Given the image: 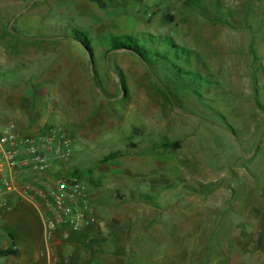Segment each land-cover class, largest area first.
I'll return each instance as SVG.
<instances>
[{"label":"rangeland","instance_id":"rangeland-1","mask_svg":"<svg viewBox=\"0 0 264 264\" xmlns=\"http://www.w3.org/2000/svg\"><path fill=\"white\" fill-rule=\"evenodd\" d=\"M104 2L0 0V128L68 132L98 217L159 219L162 263L264 264V0H186L157 31ZM123 35L141 56L107 52ZM17 208L0 232L33 240Z\"/></svg>","mask_w":264,"mask_h":264},{"label":"crops","instance_id":"crops-1","mask_svg":"<svg viewBox=\"0 0 264 264\" xmlns=\"http://www.w3.org/2000/svg\"><path fill=\"white\" fill-rule=\"evenodd\" d=\"M103 1L106 4L109 2L115 3L120 8L118 11L126 10V13L123 14L125 16L124 20H120V23L126 22V16L130 15L135 18L137 27H140L142 30L152 29L155 31L160 30L157 28L167 19L172 21L168 22L166 27H171V23L174 22L175 12L186 4V0ZM0 197L6 202L5 206L0 204V221L8 222L22 216L17 206L24 205L25 203L31 205L36 210L30 200L15 192H5ZM133 205H135L138 211L144 208H147L149 211L154 209L148 206L145 207L141 203ZM15 209L18 210L16 216L12 213ZM97 212V208L93 205L90 223L80 231H69L66 228H58L55 231L54 246L58 257L56 264H142L137 259L141 253L145 257L156 253L155 239L157 237L162 239L159 233V219L155 222L151 217H145L141 213L142 216L133 219L134 222L131 225L124 222V218L119 217L117 213H111L110 217L101 220ZM39 228L37 236L33 240L31 236L27 238L22 236L16 240L12 234L0 232V239L6 248L11 243L17 246L16 253L3 254L0 257V264H46L45 259L39 257V251L43 247L44 241L41 219ZM236 229L239 235L245 236L252 231L253 224L247 221L240 222ZM100 240L105 245L102 249L98 247L99 244H96ZM254 251L257 253V249H254ZM255 253H253L251 247L244 248L242 253H239L237 257H249ZM162 260H164V257ZM152 262V264H157L158 262L164 264L161 262L160 257H155V255ZM179 264L182 263L179 262ZM234 264H246V262L234 260Z\"/></svg>","mask_w":264,"mask_h":264},{"label":"built area","instance_id":"built-area-1","mask_svg":"<svg viewBox=\"0 0 264 264\" xmlns=\"http://www.w3.org/2000/svg\"><path fill=\"white\" fill-rule=\"evenodd\" d=\"M74 141L57 126L20 133L12 125L0 128V196L15 192L34 205L43 226L44 241L39 257L46 264L58 261L55 231H80L90 223L93 212L87 177L73 164ZM0 204L6 202L0 197ZM17 250L11 243L2 250Z\"/></svg>","mask_w":264,"mask_h":264},{"label":"trees","instance_id":"trees-1","mask_svg":"<svg viewBox=\"0 0 264 264\" xmlns=\"http://www.w3.org/2000/svg\"><path fill=\"white\" fill-rule=\"evenodd\" d=\"M141 39L142 38H139L138 36H135V38H133V36H131V35H123L122 38L120 39L121 41L119 43L113 42L111 44V46L108 47L107 52L117 51V50H124L126 52H130V53H133V54H136V55L139 54L138 56H141L140 53L138 51H136V49L133 46V44L137 40L140 41ZM74 40L80 42L82 46H85L83 43H86V42L89 41L88 38H87V35H85V41L84 40H81V39H78L76 37V35H74ZM146 40H148V41L145 42V51L148 50V51L151 52V50L148 47L153 42H155L156 44H158V41L157 40H153L151 38L150 39H146ZM156 51H159V50H156ZM156 51H154L153 53H155ZM77 171H79L80 174H81V171L79 169H77ZM1 253L2 254H10V253L14 254V253H16V250L15 251H11L10 249H5V250H2Z\"/></svg>","mask_w":264,"mask_h":264}]
</instances>
